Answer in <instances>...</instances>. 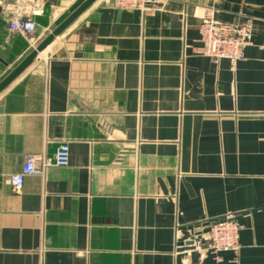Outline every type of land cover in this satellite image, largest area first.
<instances>
[{
  "label": "crops",
  "instance_id": "0c3cea01",
  "mask_svg": "<svg viewBox=\"0 0 264 264\" xmlns=\"http://www.w3.org/2000/svg\"><path fill=\"white\" fill-rule=\"evenodd\" d=\"M82 1L45 0L37 44ZM9 2L0 81L31 51ZM206 10L249 24L241 60L198 53ZM226 214L237 251L180 247ZM0 264H264V0H95L56 36L0 92Z\"/></svg>",
  "mask_w": 264,
  "mask_h": 264
},
{
  "label": "built area",
  "instance_id": "2783aa9c",
  "mask_svg": "<svg viewBox=\"0 0 264 264\" xmlns=\"http://www.w3.org/2000/svg\"><path fill=\"white\" fill-rule=\"evenodd\" d=\"M160 0H114L121 8H150ZM45 0H10L8 11L11 17L8 28L11 32L25 38L30 50L37 45L36 23L33 16L43 12ZM200 47L198 53L209 57L212 61L227 59L236 63L243 58V50L250 42L249 24L234 25L220 22L213 10H206L199 27ZM36 157L28 155L19 172L9 177L12 189L17 192L23 185L25 176L43 173L48 166H66L69 163V146L60 144L54 152L53 158L42 159L40 166H36ZM241 226L233 214H226L221 218L211 220L194 228L188 240L180 244L184 249L199 252L210 251L216 254L226 250L237 251L240 247L239 232Z\"/></svg>",
  "mask_w": 264,
  "mask_h": 264
},
{
  "label": "water",
  "instance_id": "95a60500",
  "mask_svg": "<svg viewBox=\"0 0 264 264\" xmlns=\"http://www.w3.org/2000/svg\"><path fill=\"white\" fill-rule=\"evenodd\" d=\"M95 0H83L72 12H70L39 44L36 45L1 81L0 92L21 72H23L43 51L52 40L61 34L81 13H83Z\"/></svg>",
  "mask_w": 264,
  "mask_h": 264
}]
</instances>
